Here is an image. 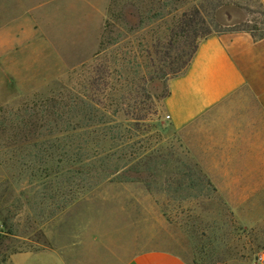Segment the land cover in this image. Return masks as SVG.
I'll return each instance as SVG.
<instances>
[{"label": "rangeland", "instance_id": "1", "mask_svg": "<svg viewBox=\"0 0 264 264\" xmlns=\"http://www.w3.org/2000/svg\"><path fill=\"white\" fill-rule=\"evenodd\" d=\"M106 2L0 1L1 16L16 12L39 24L33 46L15 56L16 81L0 78V264H11L14 251L48 245L47 230L56 237L58 226L63 237L105 238L114 257L162 247L189 264H258L264 151L254 143L252 96L181 131L162 103L169 79L185 71L205 36L262 37L264 6L260 0ZM105 5L102 44L91 56ZM14 18L0 28L10 31ZM82 105L91 112L77 111ZM86 116L121 123L120 137L98 144L103 130L77 127L67 140L66 121L79 125ZM67 151L85 160L69 162ZM226 161L229 169L218 168Z\"/></svg>", "mask_w": 264, "mask_h": 264}, {"label": "crops", "instance_id": "2", "mask_svg": "<svg viewBox=\"0 0 264 264\" xmlns=\"http://www.w3.org/2000/svg\"><path fill=\"white\" fill-rule=\"evenodd\" d=\"M260 2L264 6V0ZM105 10L106 5L99 19V32L91 56L101 43ZM16 15V12L0 15V21H12L15 17L13 21L17 22L10 31L0 28V78L4 76L12 81H16L11 74L15 73L11 70L15 56L25 55L33 46L35 28L39 25L33 18ZM42 49L39 44L40 54ZM245 93L252 96L257 112L254 143L264 151V36L255 38L247 31L212 33L198 42L185 71L169 79L162 107L165 115H169L170 124L181 131L199 118L222 114ZM226 138L224 147L228 148L235 140V134ZM222 143L219 140V152ZM229 166L227 161L218 164L220 169H229ZM202 167L209 169L205 165ZM60 230L58 226L56 237L47 230V236L53 239L48 245L12 252L11 264H189L179 253L162 247L143 248L132 256L117 253L114 257L105 238L98 241L94 236L72 232L63 237Z\"/></svg>", "mask_w": 264, "mask_h": 264}, {"label": "trees", "instance_id": "3", "mask_svg": "<svg viewBox=\"0 0 264 264\" xmlns=\"http://www.w3.org/2000/svg\"><path fill=\"white\" fill-rule=\"evenodd\" d=\"M101 44H102V42H101ZM190 60H191V58H190ZM89 107H91V106L90 105H88V106H85V105L83 106L82 105V106H80L79 109H76V110L77 111H83V112L84 111L85 112H89V110H90V112H91V109ZM70 111L71 112H75V109L73 107H71V110ZM73 123L74 122L72 120H67L66 123H65V126H64L63 131L65 133V136L64 137L67 138V140L71 137L69 135V133L71 131L75 130L77 127H87V128H93V130H95V129H99V130L101 129V130H103L102 136L96 138V142L97 143L98 142L100 143L102 141L108 140V138L109 139H111V138L114 139L116 137L119 138L120 136L118 134H120L119 132L121 131V128H122V124L121 123H117V122L112 123L110 120H106L104 117L95 118V117H92V116H88V117L86 116V120H83L79 125L73 124ZM114 130L117 131V134L116 133H113L112 134V131L114 132ZM86 142L89 143L90 140L88 139ZM72 145L73 144L72 143H69L68 141L65 144L66 147L67 146L71 147ZM65 155H67V157L65 158V160H67L69 162H71V161H73V162H82L83 160H85V158L83 157V155H79L78 153H76V155L74 154L75 157H73L72 153H69L67 151L65 153ZM84 155L86 156V158H91V155H89V153H84ZM101 162L104 163V165H106V163H105L106 161L101 160ZM73 180H74L73 178L72 179L70 178V181H73Z\"/></svg>", "mask_w": 264, "mask_h": 264}, {"label": "built area", "instance_id": "4", "mask_svg": "<svg viewBox=\"0 0 264 264\" xmlns=\"http://www.w3.org/2000/svg\"><path fill=\"white\" fill-rule=\"evenodd\" d=\"M167 117H169V115H167ZM257 263L258 264H264V253L258 254Z\"/></svg>", "mask_w": 264, "mask_h": 264}]
</instances>
